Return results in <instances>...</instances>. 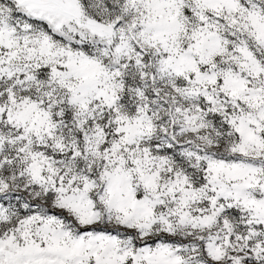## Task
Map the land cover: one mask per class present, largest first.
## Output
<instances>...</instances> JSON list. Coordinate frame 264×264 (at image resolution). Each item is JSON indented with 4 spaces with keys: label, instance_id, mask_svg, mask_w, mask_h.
Here are the masks:
<instances>
[{
    "label": "snow or ice",
    "instance_id": "snow-or-ice-1",
    "mask_svg": "<svg viewBox=\"0 0 264 264\" xmlns=\"http://www.w3.org/2000/svg\"><path fill=\"white\" fill-rule=\"evenodd\" d=\"M0 264H264V0H0Z\"/></svg>",
    "mask_w": 264,
    "mask_h": 264
}]
</instances>
